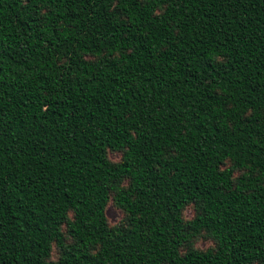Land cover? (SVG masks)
<instances>
[{"label":"trees","instance_id":"trees-1","mask_svg":"<svg viewBox=\"0 0 264 264\" xmlns=\"http://www.w3.org/2000/svg\"><path fill=\"white\" fill-rule=\"evenodd\" d=\"M0 264H264V0H0Z\"/></svg>","mask_w":264,"mask_h":264},{"label":"rangeland","instance_id":"rangeland-1","mask_svg":"<svg viewBox=\"0 0 264 264\" xmlns=\"http://www.w3.org/2000/svg\"><path fill=\"white\" fill-rule=\"evenodd\" d=\"M109 158L113 161H116L119 158V156L116 154H109ZM104 214H105V217H106V219L110 225L117 223L121 218V214L119 213V211H117L115 208H113L110 204H108L106 206ZM191 215H192V210L190 208H187L184 211V217L186 219H189L191 217ZM208 245H209V242H207L206 240H201V241L196 243V246H198L200 248H205Z\"/></svg>","mask_w":264,"mask_h":264}]
</instances>
